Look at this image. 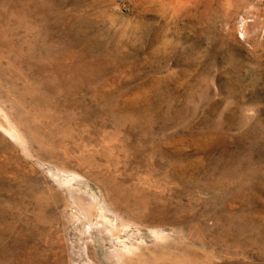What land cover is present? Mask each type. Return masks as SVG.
Masks as SVG:
<instances>
[{"label":"rangeland","instance_id":"obj_1","mask_svg":"<svg viewBox=\"0 0 264 264\" xmlns=\"http://www.w3.org/2000/svg\"><path fill=\"white\" fill-rule=\"evenodd\" d=\"M0 264H264V0H0Z\"/></svg>","mask_w":264,"mask_h":264},{"label":"bare ground","instance_id":"obj_2","mask_svg":"<svg viewBox=\"0 0 264 264\" xmlns=\"http://www.w3.org/2000/svg\"><path fill=\"white\" fill-rule=\"evenodd\" d=\"M263 20V19H262ZM258 22V21H257ZM261 22V21H260ZM258 24V23H257ZM255 26V25H254ZM10 130V129H9ZM12 134H14V133H12ZM15 134H17L16 132H15ZM15 136V135H14ZM129 223H127V222H125V223H122V224H118L117 225V227L119 228V230L120 229H122L123 227H125V226H127Z\"/></svg>","mask_w":264,"mask_h":264}]
</instances>
